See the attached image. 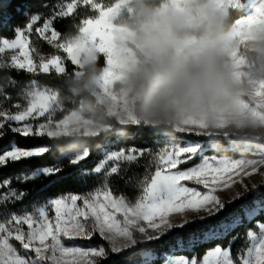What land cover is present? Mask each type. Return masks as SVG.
<instances>
[{
	"label": "rangeland",
	"instance_id": "obj_1",
	"mask_svg": "<svg viewBox=\"0 0 264 264\" xmlns=\"http://www.w3.org/2000/svg\"><path fill=\"white\" fill-rule=\"evenodd\" d=\"M119 0L102 9L96 0H75L64 5L60 16L78 7L98 12L84 21L79 35L60 41L51 21L37 26L33 17L14 40H1L0 55L10 65L28 72L63 73L60 57L43 60L35 54L30 34L59 48L81 71L99 56L105 67L86 79V88L105 113L121 126L167 124L175 131L210 141L211 149L225 141L226 151L256 152L253 158L206 156L205 146L171 145L159 156V170L138 202L131 205L107 188L81 197L70 195L52 200L33 213L12 216L0 224V264H96L107 257L103 248L84 247L70 241L98 235L117 255L137 245L155 242L174 228L208 222L216 218L225 203L259 194L264 190V0H169L139 29L116 24L130 4ZM243 10L228 34L211 38L209 30L220 27L230 10ZM203 31L200 36L177 38L176 30ZM26 110L5 115L0 123L22 135H97L108 127L79 110L58 119L61 107L57 93L34 89ZM44 150H19L11 146L0 156L7 160L35 156ZM141 152H107L96 173L114 172L120 162L133 161ZM86 153H80L78 160ZM195 158L190 168H180ZM33 174L35 178L42 173ZM8 187V184L5 185ZM2 186L0 185V190ZM12 191L0 195V204ZM264 210V198L244 210L247 221ZM241 221L240 216L221 223L210 237L225 235ZM248 233L249 248L241 264H264V224ZM20 246L18 252L11 244ZM181 245V243H179ZM190 248V246H187ZM22 254V255H21ZM155 259L143 255L144 263ZM164 264H234L230 250L209 251L201 262L169 253Z\"/></svg>",
	"mask_w": 264,
	"mask_h": 264
},
{
	"label": "trees",
	"instance_id": "obj_2",
	"mask_svg": "<svg viewBox=\"0 0 264 264\" xmlns=\"http://www.w3.org/2000/svg\"><path fill=\"white\" fill-rule=\"evenodd\" d=\"M75 0H0V43L11 41L17 32L25 29L30 20L38 16V27L50 20L59 40L68 41L76 38L84 21L95 19L98 12L90 7H78L71 15L60 16L62 8ZM102 9L114 6L119 0H96ZM169 0H138L130 4L132 13H124L116 20V24L136 30L148 22L154 14ZM247 0H241L245 3ZM243 10H230L220 27L211 28V38L229 33L234 24L243 18ZM203 31L176 30L177 38L200 36ZM30 43L35 54L47 60L58 56L63 61L64 72L39 73L28 72L10 65L9 56L0 55V123L5 115H14L27 109L34 89H47L57 93L61 107L58 119L72 111L79 110L83 117L93 118L108 127V130L97 135H22L4 125L0 131V156L11 146L19 150H41L44 152L17 160H7L0 164V195L12 191L11 199L0 204V224L12 216L30 214L39 206L52 200L70 195L86 197L99 189L107 188L114 196L123 198L128 204H135L143 196L150 181L159 170V156L171 145L183 147L187 144H199L207 147L206 156L253 158L256 152H231L222 149L225 141L217 142L216 149H211V142L189 133L175 131L170 125L132 124L121 126L118 121L108 116L98 105L95 97L86 88V79L98 75L105 67V58L97 60L81 71L84 77L77 76L76 68L67 55L59 48L40 40L36 33L30 34ZM264 145V143H263ZM141 152L140 156L127 162L117 164L113 173L97 174L95 171L104 161L107 152L116 151ZM80 153H86L84 159L77 161ZM195 158L180 168H190L199 162ZM38 177H31L41 171ZM8 184V187L5 185ZM264 198V190L256 195L238 198L231 204L225 203L223 211L208 221L190 224L184 228H174L167 235L153 243L137 245L133 250L113 254L109 245L98 235L89 239H76L72 243L84 247L103 248L107 257L99 259L96 264H164V255L169 253L195 259L201 262L204 256L214 248L229 249L234 264H241L245 252L249 248L248 233L257 232V224H264V210H261L250 221L243 217L245 209ZM236 216L241 221L226 230L225 235L210 237L223 222H229ZM181 243V245H179ZM12 246L20 252V246L11 241ZM190 246L188 248L187 246ZM155 256L144 263L143 255ZM22 255V254H21Z\"/></svg>",
	"mask_w": 264,
	"mask_h": 264
}]
</instances>
